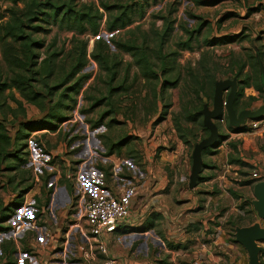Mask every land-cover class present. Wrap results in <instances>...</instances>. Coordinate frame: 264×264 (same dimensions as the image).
I'll return each instance as SVG.
<instances>
[{"label": "rangeland", "instance_id": "rangeland-1", "mask_svg": "<svg viewBox=\"0 0 264 264\" xmlns=\"http://www.w3.org/2000/svg\"><path fill=\"white\" fill-rule=\"evenodd\" d=\"M72 4L75 9L92 8L101 14L97 33H91L89 30L77 33L64 27L60 28L56 24H43V29L34 34L30 33V37L41 42L34 49L37 54V66L43 64L42 60L50 56L58 78H63L69 72L71 55L85 44V66L79 72V75H85V80L80 92L77 95L71 94L76 100L75 103L70 97H64L65 104L74 105V108L64 109L71 117L60 123L55 131L41 130L30 133L27 148L29 157H26L25 163H20L16 171L2 169L0 172V202L7 206H11L13 201L31 197L33 191L25 188L33 186L35 190L39 184H47L53 173L63 176L66 170L69 172L67 185L75 186L77 173L80 170L83 172L85 165L91 164L96 168H103L107 174L105 176L110 178L113 185L127 182L129 172H133L131 165L140 168L145 165L143 158H86L85 149L82 148L84 139L89 140L90 148L99 152L98 139L102 143L111 144L126 137L128 143L123 146L122 156L132 148L141 150L148 147L153 148L152 160L155 162L161 150L169 151L176 146L179 138L173 121L176 116L183 128L181 132L189 141L186 148L191 156L194 143L206 137L208 132L201 130L199 120L186 122L181 108L188 107L189 102L195 108L200 104L212 107V98L202 95L199 101L192 88L197 83L208 82L212 78L216 81L234 77H225V72L233 64L243 61L247 65L243 72L253 76L254 71L249 66L247 54L258 50L263 53L259 66L264 71V0H72ZM102 4L129 7L131 21L124 28L109 30L107 21L118 14L122 7L106 10ZM26 9L27 4L23 0H0V23L11 21ZM33 24L39 23L34 21ZM222 35H236L237 39L226 44L208 45V40ZM114 41H133L144 46L155 64L152 68L157 72L158 78L147 80L142 77L133 57L117 49ZM99 52L107 54L108 60L115 58L120 61L115 69V78L111 82L108 81L109 76L103 70L102 64L93 57V53ZM162 66L168 68L163 74ZM12 75L13 71L7 67L0 52V84L9 80ZM34 76L37 80L34 84L38 86L36 89L42 90L44 95L42 99L46 110L26 102L14 89L0 88V121H3L11 138L17 129L24 133L19 126L21 121L43 117L48 106L57 102L59 93L72 82L48 95L46 87L39 83L40 75ZM54 79L53 76L48 79V85L54 84ZM164 79L175 81L176 85L166 84L167 86L161 87ZM249 88H244L241 101L245 102L247 96H255L256 99L249 107L254 109L264 103V93L255 90L254 94H251L254 89ZM12 93L22 101L21 107L12 99ZM65 93L70 94V91ZM207 93L210 94V89ZM98 99L101 101L96 105L95 101ZM109 110L112 112H108ZM99 120L100 123L92 127ZM216 122L225 141L230 133L226 122ZM84 123L88 125L87 131L84 129ZM241 130L240 128L239 131ZM253 131L255 129L248 132ZM253 142L257 150L253 148ZM225 144L229 147L227 158L238 160L236 166L239 172L247 173L252 178L263 177L264 131L245 134V138L227 139ZM259 152L262 154L260 158L257 157ZM212 153L214 152L203 155L207 164ZM57 155L64 158L59 160ZM115 161L118 162L116 169ZM9 162H4L1 166L11 164ZM253 173L257 176L253 177ZM61 207L58 205V210ZM247 218L249 220L250 217L245 216L237 222H224L222 226L231 235L233 225L246 223ZM261 245L264 247V244ZM241 253L244 256L242 262L232 264H248L247 253L242 246ZM261 260L260 257V262Z\"/></svg>", "mask_w": 264, "mask_h": 264}, {"label": "crops", "instance_id": "crops-1", "mask_svg": "<svg viewBox=\"0 0 264 264\" xmlns=\"http://www.w3.org/2000/svg\"><path fill=\"white\" fill-rule=\"evenodd\" d=\"M259 130L262 131L256 129L251 133ZM235 131H230L227 139L251 134ZM83 141L86 158H143L145 165L142 168L131 165L130 179L113 185L103 168L89 164L77 173L75 186L67 185L69 172L66 170L63 176L51 174L49 182L39 184L35 190L31 186L28 189L34 193L31 197L18 201L19 204L0 216V264H103L101 254L85 256V248L93 239L89 238L80 211L82 193L86 198L97 187L116 193L130 183L138 188L129 215L112 234L103 237L109 256L116 264L242 262L241 245L231 240L223 223L249 216L246 223L235 225L259 222L264 226L251 203L255 199L253 185L247 182L252 177L239 172L234 158H227L229 147L225 141L209 156L212 163L207 164L203 159L202 178L192 189L188 187L191 156L180 138L174 149L161 150L155 162L153 148L148 147L138 149L139 153L137 148H132L122 156L126 140L118 147H111L109 154L111 144L98 139L97 152L90 148L89 140ZM253 148L257 150L255 144ZM257 157L262 154L259 152ZM57 158L64 157L57 155ZM117 165L115 161V169ZM58 205L62 206L59 210Z\"/></svg>", "mask_w": 264, "mask_h": 264}, {"label": "trees", "instance_id": "trees-1", "mask_svg": "<svg viewBox=\"0 0 264 264\" xmlns=\"http://www.w3.org/2000/svg\"><path fill=\"white\" fill-rule=\"evenodd\" d=\"M23 1L26 2L27 9L23 11L20 16L13 18L11 21L9 20L0 23L1 56L7 64V67L13 71V75L9 78V80L1 82L0 88L2 90L14 89L26 102L38 106L41 110H46L47 108L45 109L44 101L42 99L44 95L42 90L36 89L38 86L34 84V81H37L34 75H40L39 83L46 87L48 95L58 91V89L63 85L71 81L72 82L59 93L58 101L48 106V110L45 112L43 117L31 121L29 120L27 122L21 121L19 123V126L22 127L24 133L19 132L17 129L14 137L11 138L6 131L3 121H0V172L2 169H15L16 171L20 163H25L26 157L28 156V135H30V133L45 129L48 131H55L60 123L71 117L64 112V109L67 110L69 108H74V105L65 104L64 101L66 99L64 97H70L73 103H75L76 100L71 94L73 93L74 95H77L83 86V81L85 80L84 74L79 75V72L85 66V44H82L80 48L71 55V66L69 72L66 73L63 78H58L55 74V64L50 56L47 59L42 60L44 62L43 64L37 66V54H35L34 49H36V46L40 45L41 42L31 38L30 33L34 34L35 32L43 29V24H56L60 28L64 27L67 30H74L77 33H84L86 30H89L91 33H97L98 20L101 18V14L99 15L97 11L92 10V8H87L86 10L75 9V6L72 4V0ZM102 5L106 10H111L113 8L119 9L122 7V10L118 11V14H115L107 21V28L109 30L124 28L131 21V10L129 7L107 4ZM34 21L39 24H33ZM236 39V35H222L208 40L207 43L208 45L226 44L233 42ZM114 44L117 49L129 53L133 57L135 64L140 69L142 77L147 80L158 78L157 72H155L152 68L155 64L149 57L144 46L133 41H114ZM93 57L99 62V64H102L101 66L103 70H105L109 76L108 81L111 82L115 78V69L116 66L120 64V61L115 60V58H113V60L109 58L108 60V55L104 52L93 53ZM262 59L263 53L259 50L255 53L253 52L252 54H247V60L250 62L249 66L254 71L253 76H251V73L243 72L245 66H247L245 61L233 64L225 72V77L235 76L240 83V85H238L237 95L234 102V106L237 111L249 108L251 102L256 99L255 96L250 95L247 96L245 102H242L241 98L243 97L244 88L252 87L257 92L264 93V73L259 66V62L262 61ZM167 69L168 68L162 66V74L165 73ZM26 72L30 73L26 74ZM52 76L55 77L54 84L48 85L47 81L48 79H51ZM162 82L161 87L176 85L175 81H169L167 79H164ZM214 82L215 79L212 78L209 79L208 82L197 83V85L192 88V92L194 93L196 99L200 101L202 95L212 98ZM118 88H122V86H118ZM209 89L210 94L207 93ZM111 90L112 88H110V92ZM67 91H70V94H66L65 92ZM11 97L17 103L18 107L23 105L21 100H18L13 96V93L11 94ZM100 101V99L96 100L95 104H100ZM191 105L192 103L189 102L188 107L183 106L181 108L183 119L186 122H196L199 120L201 130L207 133L208 130L203 126L201 114L199 113L203 104H200L198 108H195L193 105L190 107ZM108 112H112V110H109ZM224 120L228 131L232 132L236 130L228 124L227 117H224ZM173 121L175 129L179 133V138L183 141V143L188 144L189 141L181 132V129L183 128L179 125L176 116ZM99 123L100 120L96 121L92 127L98 125ZM241 129V131H250L244 125ZM223 137L224 135L220 133L217 139V142L219 143L218 146L206 148L203 150L202 155L208 152L216 153L219 145L223 141ZM124 142L125 138H121L116 143H111L107 154L111 153V147H118ZM234 160L238 162L237 159ZM7 161H10L9 163L11 164H6L2 167L1 165ZM201 178L202 177H200L199 180ZM259 179H261V177L252 178L247 183L253 185ZM30 187L31 186H28L25 189L28 190ZM20 200L21 199L13 201L10 204L11 206L6 207H3L0 202V216L5 214V212L10 210L14 205L19 204L18 201ZM236 225L234 224L232 228V241H234V228ZM263 256L264 254L261 255V258ZM262 263L263 262L261 260V264Z\"/></svg>", "mask_w": 264, "mask_h": 264}, {"label": "water", "instance_id": "water-1", "mask_svg": "<svg viewBox=\"0 0 264 264\" xmlns=\"http://www.w3.org/2000/svg\"><path fill=\"white\" fill-rule=\"evenodd\" d=\"M239 80L237 77L224 78L214 82L212 107L203 104L199 113L202 116V124L208 130V135L194 143L191 151V167L188 187L194 188L203 170L202 152L206 148L218 146L219 128L216 121L222 119L226 113L228 124L239 131L245 121H259L264 117V103L254 109L245 108L237 111L234 106ZM224 93H226L224 95ZM252 200L253 209L257 216L264 221V175L253 184ZM234 240L240 244L247 253L248 264H261L260 257L264 254V226L254 222L247 226H236Z\"/></svg>", "mask_w": 264, "mask_h": 264}, {"label": "built area", "instance_id": "built-area-1", "mask_svg": "<svg viewBox=\"0 0 264 264\" xmlns=\"http://www.w3.org/2000/svg\"><path fill=\"white\" fill-rule=\"evenodd\" d=\"M224 121V115L219 122ZM88 130V125L83 124ZM244 126L249 129L264 131V117L259 121L246 120ZM256 177V173L252 174ZM138 193L137 185L130 183L116 193L106 188L97 187L88 197L82 193L80 203L81 216L86 222L89 238H92L88 248H85L87 258L96 254L104 256L103 264H116V260L109 256L108 245L103 240L105 235L112 234L130 212L131 205ZM19 227V225H18Z\"/></svg>", "mask_w": 264, "mask_h": 264}]
</instances>
